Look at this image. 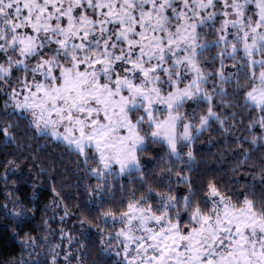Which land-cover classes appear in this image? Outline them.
Segmentation results:
<instances>
[{"label": "snow or ice", "instance_id": "obj_1", "mask_svg": "<svg viewBox=\"0 0 264 264\" xmlns=\"http://www.w3.org/2000/svg\"><path fill=\"white\" fill-rule=\"evenodd\" d=\"M26 133L80 158L99 215L14 183L0 264H264V0H0L4 186ZM55 209L76 224L24 231Z\"/></svg>", "mask_w": 264, "mask_h": 264}, {"label": "trees", "instance_id": "obj_2", "mask_svg": "<svg viewBox=\"0 0 264 264\" xmlns=\"http://www.w3.org/2000/svg\"><path fill=\"white\" fill-rule=\"evenodd\" d=\"M24 131L23 127L20 129ZM213 133H206L204 138L198 142L199 147L202 150L206 166H212L216 163L214 154L218 151H222V147L218 144L216 147L211 148V152L204 146V141ZM17 142L26 145L16 152L14 148L7 149L6 151L15 152L17 160V172L15 175L10 176L7 186L0 184V204L6 202V197L11 194V188L15 183L18 186L19 198L30 196L33 188L30 185H42L40 191L43 193L39 202V207H43L44 204L53 203V196L51 189L55 188L65 198L64 204L68 210L79 215L81 218L93 219L99 215L94 207H88L86 204L87 194L84 192V186L86 184L95 185V181L90 178H85L80 181V187L75 186L74 181L79 176L84 175L82 169L77 167L79 163V157L75 154H69L63 145L57 146L53 143H46L44 140H36L32 138L31 133H26L17 138ZM234 147V146H233ZM7 157L0 155V162H3ZM236 161H230L227 166H235ZM42 170V172H41ZM4 168L0 167V175H3ZM37 173H41L39 177ZM76 175H73V174ZM7 187L8 191H5ZM71 197V198H69ZM117 199H119V193H117ZM26 206L31 207L30 204ZM79 206V207H78ZM111 207L108 204L104 205L103 210ZM57 213V220H51V212H37L34 219H32L24 228V231L35 229L31 234L34 236L47 235V229H45L44 222L48 221L49 226L54 230L65 228L70 230L75 224V216L69 217L68 221L61 224L58 222L59 215L62 214L61 209H55ZM13 229V222L6 218H0V259L15 258L20 254V247L17 243L9 239ZM24 238V233L21 232V239ZM98 239L97 234L93 231L90 234L89 249H93L95 241Z\"/></svg>", "mask_w": 264, "mask_h": 264}]
</instances>
